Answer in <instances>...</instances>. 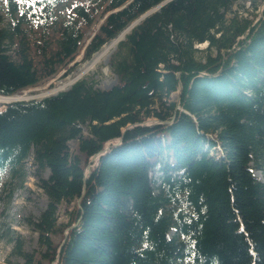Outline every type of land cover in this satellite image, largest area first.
Masks as SVG:
<instances>
[{
    "label": "trees",
    "instance_id": "1",
    "mask_svg": "<svg viewBox=\"0 0 264 264\" xmlns=\"http://www.w3.org/2000/svg\"><path fill=\"white\" fill-rule=\"evenodd\" d=\"M236 1L67 0L58 21L54 0H2L4 98L53 78L83 46L89 62L154 10L117 42L109 89L81 78L0 111V178L22 180L30 157L46 198L28 222L44 253L35 260L16 242L21 264H264V180L251 172L264 177V0L256 21L232 13ZM28 16L41 20L36 38ZM178 86L180 110L169 98ZM72 202L58 224V205Z\"/></svg>",
    "mask_w": 264,
    "mask_h": 264
},
{
    "label": "rangeland",
    "instance_id": "2",
    "mask_svg": "<svg viewBox=\"0 0 264 264\" xmlns=\"http://www.w3.org/2000/svg\"><path fill=\"white\" fill-rule=\"evenodd\" d=\"M255 1L257 3L255 10H252V5L250 4L249 0H238L232 5L230 11L238 16H241L242 18L250 19L254 16L256 21L260 16L263 2L260 0ZM54 2L55 5L52 10V15L56 20L59 21L63 18L62 12L67 0H54ZM35 12L36 11H30L29 13L35 14ZM229 16H231L230 13L226 15V17ZM35 18H37V16H35ZM35 18L28 16V19H26L27 24L25 25V28L30 38H36L44 32L41 25V20H35ZM101 20H99L96 25H94L89 30V37L93 34ZM0 21L1 27L5 26L7 23V17L3 10L2 0H0ZM44 36L47 38L45 33ZM205 45L206 44L195 45L194 47L198 50H203L206 47ZM83 47L73 59V61L65 69L60 70L53 78L37 87L23 90L14 97L2 98L4 100L3 102H0V111L3 110L5 104L14 100L22 99L26 101V99H41V97H46L51 94H56L59 91L67 90L72 83L81 78L85 79L87 83L91 84L93 89H109L115 82V78L112 76L109 70V59L115 47L111 50L107 59L102 60L86 73H82L80 69L84 66L83 64H87L88 62H82ZM75 65V70L71 74L65 76V71L67 68ZM107 70L108 73H106ZM105 84L110 85L107 88H104ZM29 92H33V94L29 95ZM177 92L178 91L176 89V91L172 93L169 98L170 101L175 103V108L180 110L177 105ZM156 122L157 121L155 119L149 118L144 121V124L148 125L154 124ZM114 142L115 141H111L109 145L113 144ZM67 150L70 155L78 156L80 160L83 159L82 155H80L77 150V142L75 140L67 142ZM216 154L217 153H214L213 155ZM95 162V159L89 158L84 173L88 171V169ZM31 163L30 157L24 161L22 180H10L5 176L0 178V264L22 263L20 258L11 253L14 245H16V242H19L22 245L23 251L32 254L35 260H39L40 254L44 253V248L38 245L36 234H34L28 226L29 220L36 219L46 205V198L36 185L37 172ZM251 172L255 178L259 179L260 181L264 180V177L258 170L252 168ZM46 175L47 171H44L43 176L45 177ZM157 177L158 173L156 170L150 173V178L152 181H157ZM73 204L74 202L70 204L61 203L58 205L56 210L58 224L66 223L67 213L72 209ZM65 233L66 231L63 232V235H65ZM50 239L53 244H58L60 241V238L57 235L51 236ZM41 263L45 264L43 262ZM51 264H55V262Z\"/></svg>",
    "mask_w": 264,
    "mask_h": 264
},
{
    "label": "bare ground",
    "instance_id": "3",
    "mask_svg": "<svg viewBox=\"0 0 264 264\" xmlns=\"http://www.w3.org/2000/svg\"><path fill=\"white\" fill-rule=\"evenodd\" d=\"M130 26L124 30L121 35H119L117 38L114 39V41L110 42L109 44L105 45L96 55L93 56V58L88 62L86 65L80 69L82 73H86L90 69H92L95 65L100 63L102 60L107 59L111 50L116 46L117 42L121 41L123 39V36L130 30ZM108 73V70L106 71ZM110 84H105L104 88H107ZM4 97L0 98V102H3ZM10 102V101H8Z\"/></svg>",
    "mask_w": 264,
    "mask_h": 264
},
{
    "label": "water",
    "instance_id": "4",
    "mask_svg": "<svg viewBox=\"0 0 264 264\" xmlns=\"http://www.w3.org/2000/svg\"><path fill=\"white\" fill-rule=\"evenodd\" d=\"M160 6H161V5L157 6L156 9H157L158 7H160ZM152 11H154V10H150V11L146 12L145 14H143L142 16H140L136 21L132 22L129 26L132 27L133 25L137 24L138 21H140L141 19H143L144 17H146V16H147L148 14H150ZM205 46H206V45H205ZM177 91H178V92H177V102H178V95H179V91H180V86H178ZM52 95H55V94H51V95H48V96H52ZM46 97H47V96H46ZM42 98H45V96H44V97H41V99H42ZM26 100H27V99H26ZM15 101H25V100L18 99V100H14V101H12V102H15ZM3 109H4V108H3ZM144 125H146V124H144ZM119 142H120V140H115V142H114L113 144H111V146L117 145V144H119ZM109 143H110V142L105 143V144L103 145L101 151H100L99 153L95 154L94 156H92L91 159H95V160L97 161V159H98L100 156H102V155L106 152V150L108 149V145H109ZM105 145H106V146H105ZM88 173H89L88 171H86L85 173H83V179H86V178H87Z\"/></svg>",
    "mask_w": 264,
    "mask_h": 264
},
{
    "label": "snow or ice",
    "instance_id": "5",
    "mask_svg": "<svg viewBox=\"0 0 264 264\" xmlns=\"http://www.w3.org/2000/svg\"><path fill=\"white\" fill-rule=\"evenodd\" d=\"M20 2H25V0H20Z\"/></svg>",
    "mask_w": 264,
    "mask_h": 264
}]
</instances>
